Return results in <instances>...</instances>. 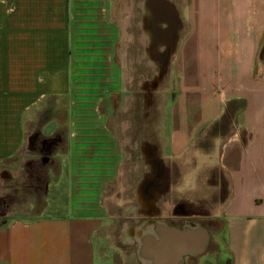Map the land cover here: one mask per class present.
I'll return each instance as SVG.
<instances>
[{
    "label": "crops",
    "instance_id": "obj_1",
    "mask_svg": "<svg viewBox=\"0 0 264 264\" xmlns=\"http://www.w3.org/2000/svg\"><path fill=\"white\" fill-rule=\"evenodd\" d=\"M159 2L0 0V177L11 165L22 174L53 141L54 165L37 174L44 208L52 195L57 208L2 221L0 264H99L103 202L118 194L120 173L133 179L129 196L143 220L135 228L180 230L163 221L205 202L223 222L221 262L264 264V0ZM151 5L176 20L172 90L157 114L146 73L130 92L117 59L123 42L122 52L138 51L132 63L152 65L139 55L152 41ZM160 204L173 215L154 219Z\"/></svg>",
    "mask_w": 264,
    "mask_h": 264
},
{
    "label": "rangeland",
    "instance_id": "obj_2",
    "mask_svg": "<svg viewBox=\"0 0 264 264\" xmlns=\"http://www.w3.org/2000/svg\"><path fill=\"white\" fill-rule=\"evenodd\" d=\"M118 12L123 8L122 4L117 5ZM119 18H121V13L119 12ZM123 42L118 43V64L120 65V69L122 70L123 75V88H128L130 92H136V77L144 76L145 73L148 72V68H146L143 64L139 66L132 61L137 59V52L134 50V46H129L126 52H122V45ZM134 47V48H133ZM128 61L131 62V68L129 65H126L125 55ZM140 55V53H139ZM151 60V57L149 58ZM134 65V66H133ZM129 68L131 69L132 73H128ZM120 70V71H121ZM134 71V73H133ZM133 74V81L128 86V79ZM145 74V75H144ZM167 79V80H166ZM164 77L163 81L158 83L157 88L152 92L150 91V102L151 106L152 103L154 105V112L157 114V108L159 104V100L163 98L161 96L165 93L166 88L170 91L172 90V79ZM126 85H125V84ZM60 116V115H59ZM50 117V112L44 111L39 116V122H43L47 118ZM8 167V166H7ZM7 169L9 172L10 177L4 181L0 177V198L4 200V204L6 205L4 208L0 209V224L2 221L9 219L10 217H37L40 215H55L57 213V208L55 207L56 204L51 202L55 197L52 195L48 197V206L45 207V184L46 181H42V183L33 182L29 177H24L23 173L26 170L29 171L30 169H24L22 174H14L13 166L8 167ZM124 169V167H123ZM36 169L33 171L35 172ZM29 176H31L29 174ZM133 179L127 177L125 173L119 174L118 180V194L114 195L112 199L113 201L109 200V196L104 198L103 206L106 209L107 218L105 219V223L103 228L99 234L101 238V245H100V254L102 255L104 260H100L99 264H141L138 257V244L128 236L127 239L126 234L129 235L132 233L133 229L138 226V223L142 222V219H139L137 212L134 210V204L131 200V195L129 191V187L132 184ZM41 184V185H40ZM18 187V188H17ZM17 188V189H16ZM128 189V190H127ZM61 193V190H60ZM127 198V199H124ZM118 207L113 206V202L117 203ZM112 202V203H111ZM200 202V201H199ZM205 203V202H204ZM204 203L200 202L198 206L199 211H191L187 213V211L183 210L186 215L184 221H193L194 225L202 227L198 224V221L207 222L208 228L205 229L207 234L209 235V240L207 243V248H205V252L197 256L196 258L190 260L184 258V264H187L189 261L192 262L191 264H219L221 263V257L226 256V248L223 242L222 237V227L223 222L218 220V212H207L206 207L203 205ZM3 204V205H4ZM128 204V205H127ZM155 212V218L158 219L159 217H164L165 214L173 215V213L165 211L163 209V204L157 205ZM153 219V218H152ZM165 220V219H164ZM175 220V219H174ZM167 221V220H165ZM172 221V220H170ZM127 226V227H126ZM214 226V227H212ZM203 228V227H202ZM126 232V233H125ZM150 233V232H149ZM140 243H145V238L143 237V233L141 235ZM148 238V237H147ZM151 239V237H149ZM152 240V239H151ZM147 251V250H146ZM146 257L150 258L151 255L149 251L145 254ZM227 263V260H224Z\"/></svg>",
    "mask_w": 264,
    "mask_h": 264
},
{
    "label": "flooded vegetation",
    "instance_id": "obj_3",
    "mask_svg": "<svg viewBox=\"0 0 264 264\" xmlns=\"http://www.w3.org/2000/svg\"><path fill=\"white\" fill-rule=\"evenodd\" d=\"M151 1H156V4L160 3V0H151ZM172 4V3H171ZM160 6H163L162 4H159ZM172 6V5H171ZM162 7L159 6H152L150 7V10L148 12L149 17L145 16V21H144V29L146 30V32L150 35L151 37V44L146 48L143 49L144 52L141 53V51L139 52L140 55L144 54L145 59L147 60L146 62H148L151 57V64L150 66H148V72L146 73L147 76V85H148V89L150 91H154L157 86L158 83L163 81L164 77L167 75V69H168V65L171 61L172 55H173V50H174V45L172 43L171 40H169L170 38H172V36L170 35L171 33L175 32V27H176V20H175V13L172 12L171 10H166L164 8L160 9ZM178 29V28H177ZM163 30L164 35L160 38L158 33ZM167 33V34H166ZM164 39V41H163ZM141 47V46H140ZM143 48V47H141ZM146 50V51H145ZM138 54V51H137ZM44 146L41 148V155L40 159L38 162L35 163H29L28 168L30 169V179L33 182H37V183H42V180L39 176V174H37V172L42 171L44 168L46 167H51L53 166V161H52V154L55 150V145L53 143V141L48 140L46 142H44ZM34 169L35 172L33 171ZM41 185V184H40ZM4 200L0 198V209L3 207H5L6 205L4 204ZM177 212H184L182 208L178 207L177 208ZM163 222H167L168 224L178 228V229H190L192 228L191 225H194L193 221H184V220H167V221H163ZM143 224H145L146 227H155V226H159V228H162L159 224H157L156 222L153 221H146ZM198 224L201 225L202 227H204L205 229L208 228V223L207 222H202V221H198ZM164 229V228H162ZM165 230V229H164ZM143 237H152L153 239L159 240V238H157L156 234H151V232H145L143 233ZM134 235V232H133ZM153 235V236H152ZM127 239L129 238L127 235ZM155 236V237H154ZM142 238V237H141ZM138 241V251H137V257L140 261L141 264H152V257L148 258L145 256V254L147 253L146 251V247L145 244L140 243V240ZM207 248V246H206ZM206 250V249H205ZM199 256V255H197ZM197 256H190V255H186L182 257L181 263L179 264H184L183 259L184 258H188L190 260L196 258ZM147 259V260H146ZM144 260V261H143ZM149 260V261H148ZM192 262H188L187 264H191ZM175 264H178V262H175Z\"/></svg>",
    "mask_w": 264,
    "mask_h": 264
},
{
    "label": "water",
    "instance_id": "obj_4",
    "mask_svg": "<svg viewBox=\"0 0 264 264\" xmlns=\"http://www.w3.org/2000/svg\"><path fill=\"white\" fill-rule=\"evenodd\" d=\"M175 32H173L174 34ZM190 229H171L158 241H151L147 251L152 257V264L181 263L186 255L197 256L205 251L209 235L202 227L191 225Z\"/></svg>",
    "mask_w": 264,
    "mask_h": 264
},
{
    "label": "bare ground",
    "instance_id": "obj_5",
    "mask_svg": "<svg viewBox=\"0 0 264 264\" xmlns=\"http://www.w3.org/2000/svg\"><path fill=\"white\" fill-rule=\"evenodd\" d=\"M133 232H134V235L133 236L137 239V241H139V239L141 238L142 233H145V232H151V234H154L155 233L156 236H157V238L160 239L163 235H166V233L169 232V230H164L162 228H159V226L158 227L157 226H155V227H152V226L151 227H149V226L146 227L145 224H141L139 227L135 228V230ZM151 239L149 237L148 238L147 237L145 238V243L144 244H145L146 250H147V245H149L151 243V241H158L156 239H153L152 237H151Z\"/></svg>",
    "mask_w": 264,
    "mask_h": 264
},
{
    "label": "trees",
    "instance_id": "obj_6",
    "mask_svg": "<svg viewBox=\"0 0 264 264\" xmlns=\"http://www.w3.org/2000/svg\"><path fill=\"white\" fill-rule=\"evenodd\" d=\"M219 264H231V262H230V259H229V261H227V263H225V262H221V263H219Z\"/></svg>",
    "mask_w": 264,
    "mask_h": 264
}]
</instances>
